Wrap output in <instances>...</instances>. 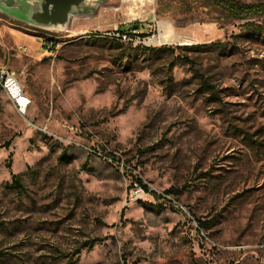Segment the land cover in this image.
Returning <instances> with one entry per match:
<instances>
[{"label":"rangeland","instance_id":"374dc122","mask_svg":"<svg viewBox=\"0 0 264 264\" xmlns=\"http://www.w3.org/2000/svg\"><path fill=\"white\" fill-rule=\"evenodd\" d=\"M0 67L31 100L0 87V264H264V13L105 0L43 29L0 12Z\"/></svg>","mask_w":264,"mask_h":264},{"label":"water","instance_id":"95a60500","mask_svg":"<svg viewBox=\"0 0 264 264\" xmlns=\"http://www.w3.org/2000/svg\"><path fill=\"white\" fill-rule=\"evenodd\" d=\"M105 0H0V12L30 26L64 29L73 16L95 15Z\"/></svg>","mask_w":264,"mask_h":264},{"label":"built area","instance_id":"2783aa9c","mask_svg":"<svg viewBox=\"0 0 264 264\" xmlns=\"http://www.w3.org/2000/svg\"><path fill=\"white\" fill-rule=\"evenodd\" d=\"M155 38V37H153ZM123 40H129L127 35L122 36ZM157 40L161 45H167L168 42L160 34ZM0 87L4 90L9 100L14 104L19 113L25 114L29 105L30 98L25 94L16 73L7 67H0Z\"/></svg>","mask_w":264,"mask_h":264},{"label":"trees","instance_id":"16d2710c","mask_svg":"<svg viewBox=\"0 0 264 264\" xmlns=\"http://www.w3.org/2000/svg\"><path fill=\"white\" fill-rule=\"evenodd\" d=\"M209 1H211L218 9L224 11L230 17H233V18L240 19V18H243L251 14L264 13V6L262 5L260 6L259 5H246L237 0H209ZM120 33L124 34L125 32L121 31ZM13 179H14V186L19 187L20 177L13 176ZM137 182L143 187L145 191H149V188L143 185L140 180H137ZM171 193L172 191L166 192L167 195H170ZM100 244H101V241L94 242L89 246V249H93L95 245H100Z\"/></svg>","mask_w":264,"mask_h":264},{"label":"crops","instance_id":"0c3cea01","mask_svg":"<svg viewBox=\"0 0 264 264\" xmlns=\"http://www.w3.org/2000/svg\"><path fill=\"white\" fill-rule=\"evenodd\" d=\"M16 41L23 45L26 46V48L32 49V46L37 44L36 40L34 38L28 37V36H21L18 35L16 38Z\"/></svg>","mask_w":264,"mask_h":264},{"label":"bare ground","instance_id":"6f19581e","mask_svg":"<svg viewBox=\"0 0 264 264\" xmlns=\"http://www.w3.org/2000/svg\"><path fill=\"white\" fill-rule=\"evenodd\" d=\"M89 1H94V0H89ZM165 40H167V39H165Z\"/></svg>","mask_w":264,"mask_h":264}]
</instances>
